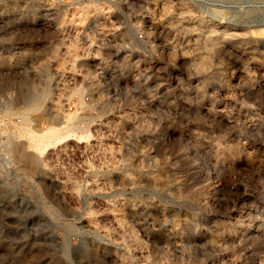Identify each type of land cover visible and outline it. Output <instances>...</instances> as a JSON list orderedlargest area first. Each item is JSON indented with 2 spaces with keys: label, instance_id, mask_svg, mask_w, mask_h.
<instances>
[{
  "label": "rangeland",
  "instance_id": "obj_1",
  "mask_svg": "<svg viewBox=\"0 0 264 264\" xmlns=\"http://www.w3.org/2000/svg\"><path fill=\"white\" fill-rule=\"evenodd\" d=\"M0 264H264V0H0Z\"/></svg>",
  "mask_w": 264,
  "mask_h": 264
},
{
  "label": "built area",
  "instance_id": "obj_2",
  "mask_svg": "<svg viewBox=\"0 0 264 264\" xmlns=\"http://www.w3.org/2000/svg\"><path fill=\"white\" fill-rule=\"evenodd\" d=\"M96 27V25H95ZM95 27H91L89 29L85 28L84 30H81L82 33H84V43H82L85 48L86 47H95L96 50L100 48V45L98 43L95 42V30L94 28ZM75 33L77 34V31H74L73 29H66L65 32H64V36L69 38V36L72 34V33ZM134 41H135V44H133L132 42H129L126 43V44H116L113 46L112 49H114V51L117 53V54H120L122 52H127V53H133L134 51H138V49L140 50H143L144 47H145V43H146V37L143 33H136L134 35ZM103 45V43H102ZM129 54H127L128 56ZM137 63V62H135ZM113 64H118V63H113ZM138 64H140L138 62Z\"/></svg>",
  "mask_w": 264,
  "mask_h": 264
}]
</instances>
